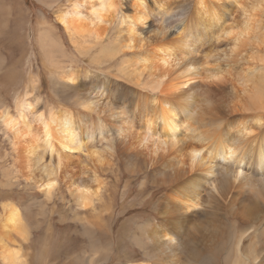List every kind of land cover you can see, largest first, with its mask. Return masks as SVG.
<instances>
[{
    "label": "bare ground",
    "instance_id": "6f19581e",
    "mask_svg": "<svg viewBox=\"0 0 264 264\" xmlns=\"http://www.w3.org/2000/svg\"><path fill=\"white\" fill-rule=\"evenodd\" d=\"M120 1L128 9L133 7L134 14L119 17V5L114 0H70L57 17L78 54L87 56L93 49L96 51L94 63L104 65L118 55H126L119 61V71L137 88L136 112L146 118L145 133L135 142L130 141L131 122L126 121L132 110L113 98L105 100L110 90L106 78L84 88L82 82L91 80L96 69H86L82 76V69L70 65L76 61L71 55L69 62L54 64L66 45L52 34L54 28L46 21L40 23L38 43L44 59L54 66L53 80L60 78L55 80L56 88L77 92L73 102L82 106L84 114L93 118L97 114L101 120L100 125L96 124L98 128H89L88 142L97 141L98 130L99 138L108 139L104 152L130 149L137 144L134 152H120L126 168L130 172L149 170L153 181L160 178L157 182L170 188L158 204L161 220L146 223L136 237L151 261L128 264H211L212 254L217 247L222 248L223 240L227 261L235 255L234 264H264V252L259 247H264V66L247 70L242 67L238 77L243 72L245 80L240 88L233 83L224 85L221 69L208 68L203 76L195 60L206 44L197 38L199 31L190 30L186 38L183 27L180 36L172 38L167 36V22L178 16L173 9L159 6L158 0H130L132 7ZM196 2L202 16L210 14L211 26L225 23L217 41L228 39L233 44L231 53L243 46L246 49L240 54L248 50L249 58H260L259 47L264 51V0ZM150 27H155L154 35L147 32ZM112 34L109 43L103 42ZM255 49L258 54L252 53ZM128 53L134 55L128 57ZM180 59L185 61L181 69L172 70ZM240 59L238 63L244 61ZM170 75L173 85L166 84ZM251 80L254 82L249 88ZM142 91L147 92L146 100ZM246 92H251L248 103L240 100V94ZM41 102V96L34 101L24 98L17 117L6 109L0 111V122L11 133L13 146L27 147L24 158L28 178H36L39 189L49 198L60 180L66 178L76 186L80 206L96 205L105 191L98 167H87L77 174L75 159L63 155L86 151V143L78 136L77 115L65 106L61 110L50 107L48 113H37L41 128L38 133L29 112L37 111ZM246 105L254 110L258 106L259 111L251 112L247 119L245 114L233 116L241 109L245 113ZM114 123L118 128L111 126ZM105 128L115 132L111 139ZM100 151H94L98 162L107 166ZM11 168H4L3 174L10 175ZM7 202L0 218V256L5 264H19L28 256L25 245L31 232L25 224L24 211L12 201ZM239 224L244 226L242 230Z\"/></svg>",
    "mask_w": 264,
    "mask_h": 264
},
{
    "label": "rangeland",
    "instance_id": "374dc122",
    "mask_svg": "<svg viewBox=\"0 0 264 264\" xmlns=\"http://www.w3.org/2000/svg\"><path fill=\"white\" fill-rule=\"evenodd\" d=\"M40 1L56 11V15L70 2V0ZM158 1L159 6L165 9L169 7L178 14L177 17L168 20L167 36L172 38L180 36L179 32L183 31L182 28L184 27L186 38L190 35L189 31L193 29V33L195 31L200 32L197 38L206 41L201 54L195 58L201 66L203 76L208 68L211 70L221 69L225 74L224 85L233 83L240 88L245 80L243 72L240 79L238 77L242 67L247 70V68L254 69L264 66L262 46L259 47L260 58L254 60L248 57L251 51L246 50L240 54L246 49L245 47L240 46L236 53H231L233 44L228 39L222 38L217 41L218 36H221L226 28L225 23L211 26L210 14L207 13L202 16L198 10L199 6L196 0ZM0 2L10 8L0 6V111L6 109L11 115L17 117L21 110L20 104L24 101V98L34 101L36 96H41L42 102L37 111L29 112L30 118L34 121L35 129L39 133L40 130L38 129L41 128L37 120V113L43 111L48 113L50 107H55L57 110L66 107L73 109L77 115L76 119H78L75 123L79 130L78 136H80V140L86 143L84 146L88 148H85L86 151L83 152L77 150L72 153V156L64 152L63 155L75 159L74 165L77 174L83 172L87 167L97 166L105 188L98 202L96 200L97 204L95 202L96 205L85 208L80 206L77 201L76 186H71L66 178L60 180V184L52 197H46L39 189L38 183H36L37 179L31 180L28 178L29 173L25 169L24 158L27 147H14L13 141L10 140L12 138L11 133L0 122V218L5 213L4 205L9 203L8 200L15 203L26 214L25 224L31 232V237L25 245L26 248H29L27 250L28 256L22 264H128L151 261L149 255L136 241V237L146 227V223L152 224L161 220L158 204L170 193V188L157 182L160 178L153 181L149 170L143 169L130 172L126 168L125 159H123L120 152H134L138 148L137 144L130 149L115 148L114 151L104 152L108 139L105 137L99 138L100 132L98 133V130L95 132L97 141H94L95 143L88 142L89 128H98L96 124L100 125L101 120L98 121L97 114L95 118L86 113L84 114L82 106L73 102L72 97L75 98L78 95L77 92L72 94L69 90L62 92L56 88L55 80L57 81L60 78L56 76V79L53 80L55 78L53 76L54 66L48 64L44 59V54L38 43L39 35L37 37L35 35L37 28L38 33L41 28V22L37 24L40 18L39 4L36 0H0ZM123 3L125 5L131 3L132 7V1L130 2V0H124ZM114 4L119 5L116 9L119 17L134 14L133 7L132 9H128L127 5L124 7L120 0H114ZM43 15L45 20H48L49 25L53 28L56 27V31L60 34L59 38L63 45H66L65 51L58 53L61 55L54 61V64L56 62L57 64H62L64 61L69 62V55H71L76 58V61L70 63V65L75 69H82V76L85 75L86 69H96L97 72L93 74L91 80L83 79L82 85L85 86L84 88L88 87L87 84L89 86L94 84V80L97 83L106 78L105 81L110 86V90L108 95L105 96V100L109 101L113 98L119 105L129 106L132 110L129 112V116H126V121L131 122L128 127L131 133L130 141L135 142L139 136L141 137L145 133L146 118H142L141 114L136 112L137 88L133 83L128 82L126 75L120 74L119 71V61L126 55H118L116 60L98 65L93 61L96 54L94 49L87 56L77 53L75 47L69 43V36L65 34L64 26L60 24L59 20L55 22L54 12H44ZM262 29L264 30V23ZM146 30L152 35L156 33L154 32L155 27ZM113 36V34L107 36L103 42L109 43ZM252 53L258 54L256 49ZM62 54H65V57ZM133 55L134 53L127 54L128 57ZM239 59L244 61L238 63ZM184 62L181 59L180 63L174 62L172 70L181 69ZM70 65L68 66L70 67ZM173 74L177 75L179 72ZM172 76L166 78L167 85L174 84ZM147 79L150 78L146 77ZM253 82L252 80L249 81V88L253 85ZM146 93V91H142V98L145 100L147 98ZM250 93L240 94L241 102L246 100V103H248L247 96ZM61 106L65 107L62 108ZM244 109L245 113H242L243 109H241L238 112L236 111L233 116L238 117L245 114L247 119L251 112L256 113L259 111L258 106L255 110L248 108V106ZM116 125L118 123L111 126L118 128ZM105 131L106 136L110 139L115 135L112 130L108 131L105 128ZM114 143L116 144V142ZM92 150H101L100 152L104 154L102 160H105L108 165L106 166L105 163L100 164L97 153L92 152ZM22 154L24 155L22 156ZM45 161L49 163L48 158ZM80 161H84L83 164ZM11 166L14 168H11L12 173L4 175L3 169ZM36 175L38 176L39 173ZM1 227L0 222V230ZM238 228L242 230L244 226L239 224ZM9 244L11 245L12 241ZM220 245L222 248L217 247L215 249L212 254L214 258L210 260V263L234 264L233 260L236 261L237 259L235 255L229 261L226 260V241H221ZM259 247L264 252V247L261 245Z\"/></svg>",
    "mask_w": 264,
    "mask_h": 264
},
{
    "label": "crops",
    "instance_id": "0c3cea01",
    "mask_svg": "<svg viewBox=\"0 0 264 264\" xmlns=\"http://www.w3.org/2000/svg\"><path fill=\"white\" fill-rule=\"evenodd\" d=\"M36 2L39 4V6H38V9H40V15H39V19H38V21H37V24L39 23V22H43V21H46V23H48L49 24V22H48V20H45V17H44V12L45 13H48L49 11H52V12H54L55 14H56V12L54 11V10H52L50 7H48L46 4H44L42 1H40V0H36ZM68 4H69V2H68ZM3 6V7H8L7 5H5V4H2L1 2H0V6ZM9 8V7H8ZM10 9V8H9ZM54 9V8H53ZM11 12V11H10ZM13 17H14V14H13ZM59 19H58V17H57V15H55V22H57ZM59 22H60V20H59ZM61 24V23H60ZM9 26H10V23L8 24ZM62 25V24H61ZM51 26V25H50ZM40 34V31H39V33H38V28H37V32H35V35H36V37H37V35H39ZM53 35H55V36H58V37H60L59 35V32H57L56 31V27L53 29V33H52ZM65 34H68V32L67 31H65ZM68 36H69V34H68ZM0 264H4V262L2 261V259L0 258ZM20 264H22V262L20 263Z\"/></svg>",
    "mask_w": 264,
    "mask_h": 264
}]
</instances>
